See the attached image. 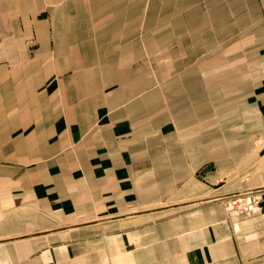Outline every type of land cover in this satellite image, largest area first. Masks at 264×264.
I'll use <instances>...</instances> for the list:
<instances>
[{
    "label": "crops",
    "instance_id": "1",
    "mask_svg": "<svg viewBox=\"0 0 264 264\" xmlns=\"http://www.w3.org/2000/svg\"><path fill=\"white\" fill-rule=\"evenodd\" d=\"M263 135L264 0H0V264H264Z\"/></svg>",
    "mask_w": 264,
    "mask_h": 264
},
{
    "label": "built area",
    "instance_id": "2",
    "mask_svg": "<svg viewBox=\"0 0 264 264\" xmlns=\"http://www.w3.org/2000/svg\"><path fill=\"white\" fill-rule=\"evenodd\" d=\"M264 139V135L261 137ZM222 203L227 211L238 215H249L260 210L261 193L258 191H236L223 196Z\"/></svg>",
    "mask_w": 264,
    "mask_h": 264
}]
</instances>
